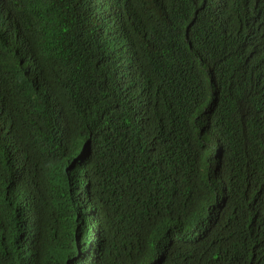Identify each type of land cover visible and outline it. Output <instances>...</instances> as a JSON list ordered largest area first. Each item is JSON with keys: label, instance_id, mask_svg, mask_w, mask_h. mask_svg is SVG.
I'll use <instances>...</instances> for the list:
<instances>
[{"label": "trees", "instance_id": "16d2710c", "mask_svg": "<svg viewBox=\"0 0 264 264\" xmlns=\"http://www.w3.org/2000/svg\"><path fill=\"white\" fill-rule=\"evenodd\" d=\"M0 264H264V0H0Z\"/></svg>", "mask_w": 264, "mask_h": 264}]
</instances>
